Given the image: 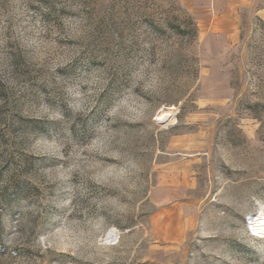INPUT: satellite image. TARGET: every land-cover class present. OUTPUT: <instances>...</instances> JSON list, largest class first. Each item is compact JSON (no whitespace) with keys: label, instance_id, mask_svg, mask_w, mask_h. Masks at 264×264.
I'll return each mask as SVG.
<instances>
[{"label":"rangeland","instance_id":"rangeland-1","mask_svg":"<svg viewBox=\"0 0 264 264\" xmlns=\"http://www.w3.org/2000/svg\"><path fill=\"white\" fill-rule=\"evenodd\" d=\"M239 6L201 54L180 0H0V264H264V0Z\"/></svg>","mask_w":264,"mask_h":264},{"label":"crops","instance_id":"crops-1","mask_svg":"<svg viewBox=\"0 0 264 264\" xmlns=\"http://www.w3.org/2000/svg\"><path fill=\"white\" fill-rule=\"evenodd\" d=\"M245 0H180L183 7L196 20V27L199 36V49L202 54V33L205 36L223 37L227 40H233L238 36L234 30L226 27H219L221 18H232L238 13L239 3ZM203 26V27H202ZM209 27V30H208ZM225 45H222L223 49ZM217 46H215V52Z\"/></svg>","mask_w":264,"mask_h":264},{"label":"bare ground","instance_id":"bare-ground-1","mask_svg":"<svg viewBox=\"0 0 264 264\" xmlns=\"http://www.w3.org/2000/svg\"><path fill=\"white\" fill-rule=\"evenodd\" d=\"M257 225L253 226V229L255 232H264V213L261 214V216L257 217Z\"/></svg>","mask_w":264,"mask_h":264},{"label":"built area","instance_id":"built-area-1","mask_svg":"<svg viewBox=\"0 0 264 264\" xmlns=\"http://www.w3.org/2000/svg\"><path fill=\"white\" fill-rule=\"evenodd\" d=\"M250 228V227H249ZM251 231V233H252V235H262L263 233H259V232H255V231H253L252 229L250 230Z\"/></svg>","mask_w":264,"mask_h":264}]
</instances>
